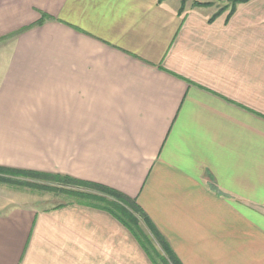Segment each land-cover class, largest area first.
I'll return each instance as SVG.
<instances>
[{"label":"crops","instance_id":"0c3cea01","mask_svg":"<svg viewBox=\"0 0 264 264\" xmlns=\"http://www.w3.org/2000/svg\"><path fill=\"white\" fill-rule=\"evenodd\" d=\"M212 7L0 0V167L125 193L184 264H264V22ZM6 204L0 264H155L83 199Z\"/></svg>","mask_w":264,"mask_h":264},{"label":"trees","instance_id":"16d2710c","mask_svg":"<svg viewBox=\"0 0 264 264\" xmlns=\"http://www.w3.org/2000/svg\"><path fill=\"white\" fill-rule=\"evenodd\" d=\"M196 3L202 5L197 1ZM218 13H221L220 10L216 11L214 15ZM5 172H9L10 175L27 177L28 180L23 183L31 188L44 190L61 189L65 193L78 197V199H83L86 203L112 212L141 241L155 264H184L150 217L133 198L125 193L102 183L67 175L0 167V173L3 174ZM5 178L3 180L14 181L13 179ZM144 226L148 231L145 230Z\"/></svg>","mask_w":264,"mask_h":264},{"label":"rangeland","instance_id":"374dc122","mask_svg":"<svg viewBox=\"0 0 264 264\" xmlns=\"http://www.w3.org/2000/svg\"><path fill=\"white\" fill-rule=\"evenodd\" d=\"M196 1L200 2L202 6H213L207 10H220V12H224V16H226V13L233 15L235 12L238 13L250 11L252 12V17L255 20L264 22V0H193L194 5H199L196 3ZM5 39L3 37L0 41ZM5 177L13 179L14 181L10 182L8 180H3ZM27 180L28 178L25 176L10 175L9 172H5L3 174L0 173V207L10 202L12 204L35 203L40 208H44L55 204L58 206L60 205L59 203L65 201H78V197H75L69 193H65L61 189L44 190L41 188H31L23 183ZM144 228L148 231L145 226Z\"/></svg>","mask_w":264,"mask_h":264}]
</instances>
